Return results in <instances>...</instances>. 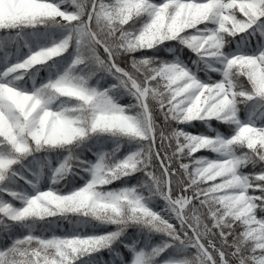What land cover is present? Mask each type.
<instances>
[{
	"label": "snow or ice",
	"instance_id": "obj_1",
	"mask_svg": "<svg viewBox=\"0 0 264 264\" xmlns=\"http://www.w3.org/2000/svg\"><path fill=\"white\" fill-rule=\"evenodd\" d=\"M0 264H264V0H0Z\"/></svg>",
	"mask_w": 264,
	"mask_h": 264
},
{
	"label": "trees",
	"instance_id": "obj_2",
	"mask_svg": "<svg viewBox=\"0 0 264 264\" xmlns=\"http://www.w3.org/2000/svg\"><path fill=\"white\" fill-rule=\"evenodd\" d=\"M189 55H190V53L186 51V52L184 53V58H188ZM188 130L193 131V132H196V131H199V130H201V129H200V126L197 125L196 128H192V129H188ZM96 258L99 259V260H101V261H107V260H110V259H111V256H110L109 253L105 250V251H103V252H102L98 257H96Z\"/></svg>",
	"mask_w": 264,
	"mask_h": 264
},
{
	"label": "rangeland",
	"instance_id": "obj_3",
	"mask_svg": "<svg viewBox=\"0 0 264 264\" xmlns=\"http://www.w3.org/2000/svg\"><path fill=\"white\" fill-rule=\"evenodd\" d=\"M185 59H187V58H185ZM201 75H203V74L201 73Z\"/></svg>",
	"mask_w": 264,
	"mask_h": 264
}]
</instances>
